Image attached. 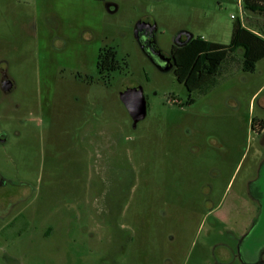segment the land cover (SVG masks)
Masks as SVG:
<instances>
[{
  "label": "rangeland",
  "instance_id": "rangeland-1",
  "mask_svg": "<svg viewBox=\"0 0 264 264\" xmlns=\"http://www.w3.org/2000/svg\"><path fill=\"white\" fill-rule=\"evenodd\" d=\"M140 21L163 54L181 31L228 45L236 21L262 24L241 0H0V179L17 187L0 201L22 198L0 218V264H264L263 60L245 73L236 51L202 85L162 73ZM101 48L121 66L105 78ZM134 87L135 127L119 101Z\"/></svg>",
  "mask_w": 264,
  "mask_h": 264
},
{
  "label": "trees",
  "instance_id": "trees-1",
  "mask_svg": "<svg viewBox=\"0 0 264 264\" xmlns=\"http://www.w3.org/2000/svg\"><path fill=\"white\" fill-rule=\"evenodd\" d=\"M241 3L244 11L261 19L260 27L251 29L243 26L240 21H236L232 25L228 45L194 38L185 47H173L171 55L175 61V67L185 69L188 76L196 74L202 79L201 84L203 80L216 76L222 63L228 58L231 59L230 55L238 51L242 57V71L253 73L256 63L261 60L264 62V0H241ZM96 69L97 74L102 78L119 71L121 66L116 59L115 50L101 48L96 60ZM88 80H86L87 83H93L92 78ZM199 88L201 87L199 86ZM254 123L258 125L260 131L264 130V121L253 120V126Z\"/></svg>",
  "mask_w": 264,
  "mask_h": 264
},
{
  "label": "water",
  "instance_id": "water-1",
  "mask_svg": "<svg viewBox=\"0 0 264 264\" xmlns=\"http://www.w3.org/2000/svg\"><path fill=\"white\" fill-rule=\"evenodd\" d=\"M109 8L110 6L106 5V9L108 11H110ZM115 10L116 9L114 7V10L110 12H114ZM155 34H156V26L149 22L140 21L134 27V38L136 42L138 43L141 51L145 55V57L149 59L160 72L166 73L172 70L173 68L172 62H170L168 59H165L164 54H162L160 50H157L155 48L153 41L151 42V46H149V44L147 45L145 41L143 40V37L147 35L154 38ZM182 35L186 37V40L183 43H179L178 40L181 38ZM192 40H193L192 34L187 33V32H179L175 35L173 39V44L176 47L181 48V47L186 46ZM153 56H156L159 59L163 58V60H165L164 64H155L152 60ZM119 101L125 108L127 114L129 115L132 121V125L134 127L136 126L137 123L145 119L146 102H145L143 91L140 87L126 89L125 91L120 93Z\"/></svg>",
  "mask_w": 264,
  "mask_h": 264
},
{
  "label": "flooded vegetation",
  "instance_id": "flooded-vegetation-1",
  "mask_svg": "<svg viewBox=\"0 0 264 264\" xmlns=\"http://www.w3.org/2000/svg\"><path fill=\"white\" fill-rule=\"evenodd\" d=\"M108 6H110L109 10L112 11L113 10L112 5H108ZM143 40L145 41V43L147 45L149 44V46H151V42L153 41L155 48L157 50H159L157 43H156V35L154 38L147 35V36L143 37ZM185 40H186V37L184 35H182L181 38L178 40V42L183 43V42H185ZM173 47L179 48V47H176L175 45H173L172 48ZM164 57H165V59H168L170 62H172L173 68H176L175 67V61L171 55V51L169 52V54H164ZM152 60L155 64H164V62H165V60H163V58L159 59L156 56H153ZM84 78H85L84 79L85 82H86V80L91 79V77H88V76H85ZM13 91H14V85L7 76V71L5 68V62L0 58V92L6 96V95H9L10 93H12ZM15 134L18 135V132L16 131ZM7 140H8V137L6 136V133L4 131H0V144H5L7 142ZM16 188L17 187L12 186V184L10 182H8L4 179H0V190L7 189L10 191H13L14 189L16 190ZM15 192L12 195L6 194L4 197H2V199L0 201V218L1 219H5L6 217L10 216L13 213V211L16 209V207L18 206L20 200H22V198L18 194H16Z\"/></svg>",
  "mask_w": 264,
  "mask_h": 264
},
{
  "label": "built area",
  "instance_id": "built-area-1",
  "mask_svg": "<svg viewBox=\"0 0 264 264\" xmlns=\"http://www.w3.org/2000/svg\"><path fill=\"white\" fill-rule=\"evenodd\" d=\"M239 5V8H241V5L240 4H238ZM242 9V8H241ZM233 18V17H232Z\"/></svg>",
  "mask_w": 264,
  "mask_h": 264
}]
</instances>
